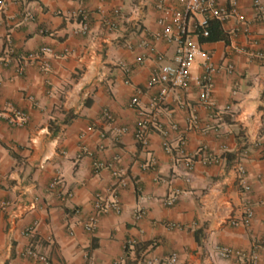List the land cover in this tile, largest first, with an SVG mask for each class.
<instances>
[{
  "label": "crops",
  "instance_id": "0c3cea01",
  "mask_svg": "<svg viewBox=\"0 0 264 264\" xmlns=\"http://www.w3.org/2000/svg\"><path fill=\"white\" fill-rule=\"evenodd\" d=\"M0 1V264H41L22 255L28 244L51 264H114L117 258L132 264L141 256L165 264L173 252L176 264H234L216 254L220 246L256 253L264 264V62L237 52L264 51V22L255 19L253 0H238L244 21L222 22L228 42H198L218 66L210 99L199 98L195 79L204 56L198 53L189 87H170L157 102L160 85H148L150 74L175 54L174 44L152 38L161 29L158 4L182 9V0H145L142 14L133 11L134 0ZM117 6L123 17L107 31L102 18ZM79 7L88 15V35L72 15ZM202 19L191 16L189 26ZM42 46L51 48L43 56L47 70L27 58ZM137 93L138 104L130 106ZM13 109L26 114L25 123L11 122ZM140 113L148 117L144 144L135 138ZM202 149L219 163L203 165ZM239 156L247 192L236 169ZM96 159L106 167L94 170ZM186 159L194 161L189 180ZM114 169L126 180L115 194ZM56 176L71 193L66 200L49 186ZM96 192L106 202L116 195L122 209L99 215L86 230ZM248 206L252 222L233 225L232 217ZM28 227L33 231L22 234Z\"/></svg>",
  "mask_w": 264,
  "mask_h": 264
},
{
  "label": "built area",
  "instance_id": "2783aa9c",
  "mask_svg": "<svg viewBox=\"0 0 264 264\" xmlns=\"http://www.w3.org/2000/svg\"><path fill=\"white\" fill-rule=\"evenodd\" d=\"M183 8L177 9L172 5L165 6L163 3L158 4L159 9L161 10V15L158 19V23L161 26V29L156 33L152 34V38L161 39L167 44L175 45V54L173 62H165L159 66H156L148 80L149 86L160 85V90L157 98L154 99V102L163 99L167 93V89L170 87H179L186 89L189 87V83L192 80L190 67L193 63L196 55L202 53L204 56L203 62V71L200 76L195 79L196 85L199 88V98L202 101H208L210 99V93L214 87V75L218 71V66L212 61L211 57L200 51L198 41L195 40L194 35L198 37L199 31L198 28L202 29V34L207 35L205 26L207 24V19L209 17L216 18L221 22L225 21L230 17H237L238 20L244 21V15H241L239 12V2L238 0H228V3L224 4L218 0H182ZM145 6V0H134L133 1V11L142 14ZM253 7L255 10V19L259 22H264V0H253ZM2 8V2L0 1V9ZM200 14L203 16V19L196 23L193 28L189 26L188 20L191 16ZM73 16H76L80 24V31L84 34L90 33V25L88 15L86 10L83 7H79L72 12ZM123 17L122 8L117 6L112 9L109 15L102 18L101 24L103 28L107 31H114L118 28V24ZM149 42V40H148ZM145 43L146 40H145ZM151 50V49H150ZM153 50V47H152ZM51 48L48 46H42L38 51L29 53L27 58L35 60L39 67L43 70L48 69V62L43 57L44 54L50 53ZM237 52H245L248 58H257L264 62V51H251L244 50L243 48L237 47ZM155 58L158 61L163 59V54L156 53ZM22 69V68H21ZM21 71V70H20ZM228 71L233 72L232 64L228 65ZM139 95L138 93L131 97L129 105L136 106L138 104ZM104 115L109 120L112 119V115L109 111H104ZM140 118L136 124L135 138L136 140L144 144L145 143V132L148 124V117L140 113ZM27 120L26 114L19 110L13 109V118L11 122L15 124L25 123ZM171 128L175 129L176 125L172 124ZM120 131H124V128H121ZM162 146L168 151L170 149L169 145V129L162 130ZM261 154L264 159V144L260 145ZM82 149L91 155V151L86 147L82 146ZM219 156L214 152L208 149H202V156H200L199 161L203 165H213L219 163ZM184 171L186 180L191 178V173L194 169V161L191 159H186L184 161ZM106 164L101 160H95L93 162L94 170L105 168ZM236 169L240 177V184L242 185L243 192L250 190V185L244 180L245 168L240 160L236 163ZM113 176L116 181L112 187V191L117 193V190L120 187H123L126 184L124 176L119 172V170L114 169ZM49 186L56 190L57 195L62 199L66 200L71 197L69 191L64 190L61 179L56 176L52 178ZM174 202V197H170L167 200L168 204ZM264 209V199L262 201ZM95 212L84 222V228L86 230H92L98 221L99 215H102L109 211L120 212L122 205L120 200L114 195L112 201L106 202L103 199L101 192L95 193V202H94ZM142 212H137L136 217H141ZM254 218V212L251 207H246L244 213L240 217H232L231 223L233 225H249ZM171 228H181V225L177 223L170 222L168 224ZM33 231V227L25 228L22 231V234L29 235ZM264 243V238L262 239ZM134 240L129 239L127 241L128 246H133ZM216 254L220 258H225L232 260L234 264H259L258 256L256 253L247 254L241 249L230 247V246H220L216 249ZM24 257L32 258L35 261H38L41 264H51L50 259L40 252H38L31 244L22 251ZM165 264H176L177 254L171 253L164 258ZM114 264H126L121 258L114 260ZM132 264H153V260L150 257L141 256Z\"/></svg>",
  "mask_w": 264,
  "mask_h": 264
},
{
  "label": "trees",
  "instance_id": "16d2710c",
  "mask_svg": "<svg viewBox=\"0 0 264 264\" xmlns=\"http://www.w3.org/2000/svg\"><path fill=\"white\" fill-rule=\"evenodd\" d=\"M204 28L207 31V35H203L202 32H200L202 31V29L198 28V31H199L198 42L200 43L201 42H214V41H219V40H223L225 42L229 41V34L223 28L222 22L220 20L209 17L207 19V24ZM68 115L70 118H73L76 116V114H74L73 112L68 113ZM233 156L231 155V157ZM237 159L240 160V156L237 157Z\"/></svg>",
  "mask_w": 264,
  "mask_h": 264
}]
</instances>
